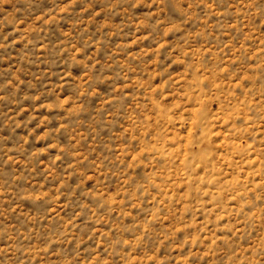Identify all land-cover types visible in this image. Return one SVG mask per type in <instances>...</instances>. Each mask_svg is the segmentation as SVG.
Wrapping results in <instances>:
<instances>
[{
    "label": "rangeland",
    "instance_id": "374dc122",
    "mask_svg": "<svg viewBox=\"0 0 264 264\" xmlns=\"http://www.w3.org/2000/svg\"><path fill=\"white\" fill-rule=\"evenodd\" d=\"M0 264H264V0H0Z\"/></svg>",
    "mask_w": 264,
    "mask_h": 264
}]
</instances>
